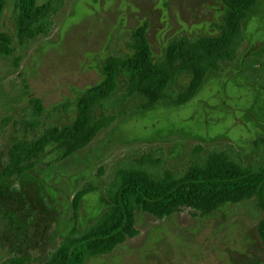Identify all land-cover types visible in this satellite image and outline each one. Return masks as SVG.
<instances>
[{
    "label": "rangeland",
    "instance_id": "rangeland-1",
    "mask_svg": "<svg viewBox=\"0 0 264 264\" xmlns=\"http://www.w3.org/2000/svg\"><path fill=\"white\" fill-rule=\"evenodd\" d=\"M14 1H7L1 17L15 51L0 56V170L15 135L12 120L31 110L33 98L45 109L74 101L102 79L107 55L131 51L129 35L139 26L146 25L156 59L175 36L217 34L224 9L223 0H63L50 34L21 44ZM243 31L234 61L209 73L189 102L122 109L73 155L59 159L61 150L50 146L41 163L1 179L0 261L15 254L28 256L29 264L42 260L73 226L74 194L95 188L79 204L77 226L85 228L108 206L103 188L115 169L146 161L147 154L152 166L171 167L201 145L207 151L233 149L245 161L264 163V0L249 11ZM160 159L163 163H156ZM262 215L252 199L206 215L184 210L158 220L139 213L138 235L85 264H264L256 230Z\"/></svg>",
    "mask_w": 264,
    "mask_h": 264
},
{
    "label": "trees",
    "instance_id": "trees-1",
    "mask_svg": "<svg viewBox=\"0 0 264 264\" xmlns=\"http://www.w3.org/2000/svg\"><path fill=\"white\" fill-rule=\"evenodd\" d=\"M8 0H0V56H12V37L1 29ZM63 0H15V36L24 44L48 36ZM258 0H223L217 34L173 37L163 53L153 59L146 25L130 32L129 53L107 55L101 64L102 79L65 101L45 109L41 99L19 120L13 119L11 138L0 170V180L19 177L41 163L48 147L61 150L65 159L89 144L123 113L122 109L149 110L160 101L174 105L189 102L209 73L234 61L244 41L243 24ZM183 82L182 89L176 86ZM11 121L8 117L2 124ZM17 133H22L20 136ZM30 135V136H29ZM264 142V138H260ZM148 159L115 169L103 188L108 206L87 227L77 226L78 208L89 186L72 197L73 226L42 260L32 264H85L111 253L116 246L139 234V213L158 220L174 213L206 215L226 203L252 199L263 212L256 230L264 246V163L245 161L233 149L194 148L171 167L152 166ZM156 163H163L157 160ZM26 255H12L0 264H29Z\"/></svg>",
    "mask_w": 264,
    "mask_h": 264
}]
</instances>
